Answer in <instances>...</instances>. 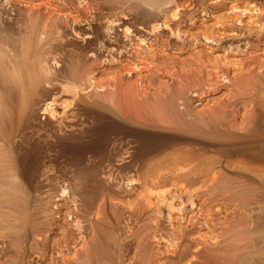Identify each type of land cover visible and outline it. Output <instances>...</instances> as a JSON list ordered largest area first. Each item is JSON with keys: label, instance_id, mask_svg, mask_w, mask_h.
I'll return each mask as SVG.
<instances>
[{"label": "bare ground", "instance_id": "6f19581e", "mask_svg": "<svg viewBox=\"0 0 264 264\" xmlns=\"http://www.w3.org/2000/svg\"><path fill=\"white\" fill-rule=\"evenodd\" d=\"M34 2L24 4L26 18L58 40L46 43L49 76L45 65L33 77L15 66L21 60L1 58L0 264H264V0L190 2L192 13L178 1L144 20L123 12L96 25L59 14L67 5ZM104 106L161 125L171 109L223 140L143 148L121 135L75 181L62 150L90 136ZM35 152L27 171L22 156ZM23 190L35 194L27 214Z\"/></svg>", "mask_w": 264, "mask_h": 264}, {"label": "rangeland", "instance_id": "374dc122", "mask_svg": "<svg viewBox=\"0 0 264 264\" xmlns=\"http://www.w3.org/2000/svg\"><path fill=\"white\" fill-rule=\"evenodd\" d=\"M27 1H25V0L24 1L23 0H2L1 1L0 0V12L3 11L2 13H0V22L2 23V24L0 23V31H1L0 32L1 33L0 38L2 39V40L0 39V44L2 45V47L0 45V51L1 50L2 51H5L2 54L0 53V61L2 62V63L0 62V66L2 64H4L3 63L4 60L6 61V62L4 61L5 64H7L8 61H10L9 63L10 64L13 63L11 65L14 66V63H17L16 62L17 60H14V59H18V61H20V60L21 61L18 62L19 64L15 65V66H18V67H20V66H23L24 67L25 66L24 68H26V70L30 71L31 72L30 74L33 77H35V74H36V76L37 75L40 76V73L43 72V70H45L44 72L49 76V64H48V60L47 59H49L50 57L47 54L49 52V46H47V45H49L50 43L51 44H54L58 40V34H57V31H55L51 35L52 37L50 36V38H49V32H48L49 31V27H44L42 25L41 20L39 18H35V19L32 20V19H30V18L27 17L28 18V21H27V18H26L27 15H26V12L24 10V4ZM87 1H89V0H87ZM178 1H179V3H181V5L184 6L183 9L190 8L189 5H188L190 2H191L190 4H193V5L198 4V6L200 4L201 5L208 4L209 1L210 2H217V4L220 5L219 7H222L223 5H228L229 3H231V0H229V1L228 0H214V1L213 0H203V1L202 0H182V1L181 0H133V1L132 0H124V1L123 0L122 1L121 0H94V1H89L87 3H85L86 2L85 0H81V2L83 4H86V5L88 4V5L86 6V5H83L81 3L82 6L79 7V8L77 7L76 8L77 10L74 9V8H71V5L69 4L68 0H64V1L63 0H59V1H57V0H46V2H45V0H41V2L39 0V2H37V3L34 2L33 4L34 5H36V4L37 5L44 4L45 6L48 5L47 8H49V2H51L52 4H54L55 6H57L56 7L57 10H58V8L59 9L60 8L65 9L66 6H64V5H67L68 6L67 8L70 7L68 10H67V8L65 9L66 11H68L67 13L65 11L62 13L63 10H61V9L58 10V13L61 14V15H69L70 14V16H72V18L75 17V15H76V17L78 16V18L75 17V19H74V20H76V22H77V20L79 19V16H80V17H82L80 19H82L83 22L80 19L78 21H81V23H84L83 25L91 24V22H93L92 23L93 25H96L97 23H101V22H104V21H107V20H110V19L113 20V19H115L116 15L118 17V15L119 16L124 15V13H125V15H127L126 13H128V15H130L129 16L130 18L132 16L134 19L137 17L136 19L139 18V20L140 19L144 20V19L147 18L148 13H150V11L152 13V9H153V13H155V11H159L160 10V7H161V9H164L165 10L167 8V6L169 5L168 8H167V9H169V8H172L173 7V5H171L172 2H177L178 3ZM226 1H228V2H226ZM233 1L234 0H232V3H234ZM242 1H243V3H242ZM244 1L245 0H238V1L235 0V2H237V3L241 4V5H243L245 3H251L252 2V0H250V1L247 0L245 2ZM3 2H4V4H1ZM10 2H11V4H10ZM55 2H57V3L55 4ZM61 2H63V3L61 4ZM194 2H197V3L194 4ZM14 3H16V4H14ZM90 3L91 4L93 3V6ZM96 3H98V4H96ZM7 4H8V7L9 8H7ZM1 5H2V7H1ZM90 5H91V7H90ZM4 6H6V7H4ZM117 6H120V8L117 7ZM84 7H85V9L87 11H88V8H89V11H88L89 13L84 9ZM11 8H12V10H11ZM81 9L83 11H86L88 14L86 12H83ZM97 9H99L100 11L97 10ZM187 9H185V12L186 13H192V10H194L195 8L189 9L188 11H187ZM94 10H95V12H94ZM109 10H111L112 13ZM116 10H119L120 12H116ZM129 10H130V12H128ZM222 10H223L222 8L217 9L216 10V11H218L217 14H219V15L221 14L222 15V12H223ZM16 11H17V13H16ZM80 11H82V13ZM4 12H5V14H4ZM6 12H8L9 14L6 13ZM10 12H12V13H10ZM18 12H20V13H18ZM219 12H221V13H219ZM77 13H78V15H77ZM79 13H80V15H79ZM20 14H22V15H20ZM91 14H93V16ZM95 14H96V16H95ZM108 14H113L112 15L113 17L111 15H110L111 17L110 16H107ZM114 14H115V17H114ZM144 14H146V15H144ZM91 16H92V18H91ZM106 16H107V18H106ZM142 16H144V17H142ZM1 18H3V19H1ZM10 18H14V20L11 22L10 21ZM21 18H23L24 20L21 19ZM85 19H86V21L84 22ZM102 19L103 20L105 19V20L102 21ZM94 20H96V21H94ZM8 21H10V22H8ZM94 23H96V24H94ZM4 24L6 25V27L8 26L7 29H6V27H4L5 26ZM13 25H16L15 26L16 28ZM9 26L10 27L12 26V27L9 28ZM1 27H2V29H1ZM29 27H30V29H28ZM41 28H42V30H41ZM17 29L18 30L20 29V30L17 31V32L15 31L17 34H14V30H17ZM3 30L6 31V32L3 33L4 32ZM11 32H13V34ZM35 32H37V34ZM46 32H48V33H46ZM30 33H35V35H31ZM7 35H9V36H7ZM53 37H54V39H53ZM37 39H39V41ZM6 40H8V42H10V43L7 42L8 44H11L12 45V46H10V45L8 46L10 48V51L8 50L9 48L6 45ZM16 41H18L20 43L19 46L17 45L18 42L16 43ZM40 41H41V43H40ZM21 42H22V45L23 46L21 45ZM47 42H49V44L46 45ZM13 47H15V48H13ZM43 47H44V49H43ZM45 47H46V49H45ZM19 48H21V50H19ZM11 49L13 50V52H14L15 49H17V50H15L16 53H11ZM41 50H42V52L44 51V55H43L42 52L40 53ZM45 52H47V53L45 54ZM5 53H6L7 56L5 55ZM17 53H18V55H16ZM40 54L42 55V57L43 56L44 57L42 58ZM14 55H16V57ZM7 57H9L10 60L9 59L6 60ZM34 57H35V59H34ZM1 58H3V61H2ZM41 61H42V63H41ZM73 62L75 63L74 60H72V59L69 58V60H68V67H70V70L72 72H73V70H74V68L76 66V64H74ZM28 63H33V64L27 65ZM39 63H41V65H39ZM26 65H27V67H26ZM44 65H45L46 68L43 67ZM38 67H40V68H38ZM29 68H30V70H29ZM37 68H38V71H37ZM20 79L22 80V78H20ZM21 83L22 82L19 83V81H18V84H21ZM44 86L45 85H43V87ZM20 87H22V84L20 85ZM39 90H40V87L38 86V91ZM43 92L42 93L40 92V93H37V94H39V96L41 97V95H44L45 94V92H44V94H43ZM39 96H37V97L39 98ZM165 106H168L169 107V105H165ZM169 111H170V121H171V123H169V124L167 123L169 126H166L167 124H165V125L158 124L159 123V119H160V117H158V116H157L158 118L156 117V119L158 121H156V123H155L153 121V119L151 120L152 121L151 122L150 119H147V118H145V120H142V121H138L135 118H129L128 119L125 116L123 117V114H121L120 112H116L115 109H111L110 106H108V107H105L104 106L103 108L101 107L99 109H96V114H97V120L96 121H97V123L95 122L96 125L94 124L93 128H91L90 136L87 137V139H85L83 143L76 144L72 148L71 147H68V149L67 148L63 149L62 150L63 152L60 151V149H59V152H58L59 157L62 156V155L59 154L60 152H62L61 154H63V156H65L64 157V160L67 159L65 162H61L62 163L61 164V168L63 170L66 169V171L67 170L70 171V175L71 176L75 174L73 176V178L76 179L75 181H78L79 178H80V176L82 177L85 174L84 172L90 173L89 172L90 170L93 171L94 165L96 164V162L98 160V158L96 156L99 153H100V156L99 157L102 156V157H104V159H107L108 158V155H109L108 154L109 151H107L108 148L111 146V144L113 142H114V144H117L116 141L119 142L123 137H131V138H133L134 140L138 141V143L143 148H147V147H151V146H156V145H172V144H178V143H180L182 141V139L187 138V137H192L197 142H200V143H203V144H208V145H210L211 143L212 144L220 143L218 141L223 140L217 134H214V133H205V132H202V131H199V130H196V129L189 128V126L186 124V122L184 120H182V118L180 116L179 117L174 116V113H173V111L171 109ZM172 123H173V125H172ZM154 124H155V126H154ZM121 135H122V138H121ZM115 137H117L118 139L116 138V140H114ZM106 145L109 146V147H107ZM26 152L24 150V153H26ZM30 156H32V157L29 158ZM63 156H62V159H63ZM37 157L39 158L38 152H35L34 154H23V156H22V158H23L22 160L23 161L22 162L25 165L27 171H29V169L31 168L32 162L34 160H36ZM88 164H89V166H88ZM92 171H91V174H92ZM77 174H78V176H77ZM85 176H87V175L85 174ZM76 177L78 178V180H77ZM34 184H36V183L34 182ZM23 191H22V194L19 197L20 199L18 198V204L21 206V208H23V210H24L23 213L26 211L25 213L27 214V213L30 212L31 207L34 204L33 200H34L35 194H33V193L28 194L27 191H25V190H23ZM23 213L21 214V218H20V221H21L22 224H23V222L25 223V220H26V216H24ZM22 216L25 217V218H23ZM23 219H24V221H23ZM43 260H45V262L47 263V260L46 259H43Z\"/></svg>", "mask_w": 264, "mask_h": 264}]
</instances>
